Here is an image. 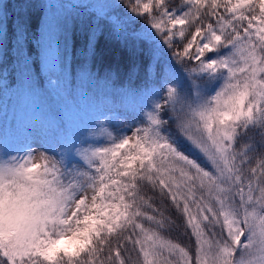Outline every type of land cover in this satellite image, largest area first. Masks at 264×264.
<instances>
[{"label":"snow or ice","instance_id":"1","mask_svg":"<svg viewBox=\"0 0 264 264\" xmlns=\"http://www.w3.org/2000/svg\"><path fill=\"white\" fill-rule=\"evenodd\" d=\"M17 5L0 264H264V0Z\"/></svg>","mask_w":264,"mask_h":264},{"label":"trees","instance_id":"2","mask_svg":"<svg viewBox=\"0 0 264 264\" xmlns=\"http://www.w3.org/2000/svg\"><path fill=\"white\" fill-rule=\"evenodd\" d=\"M65 2H67V0H65ZM19 3V0H11V7H10V12L14 15L16 11H18L19 7L17 4ZM26 7V6H24ZM111 63V57L107 58L105 60V65H101L100 66V71L103 72L104 70V66L108 65ZM0 104H3V106L7 109H14L15 107V103L14 100L12 98H10V96H5L3 97V99H0Z\"/></svg>","mask_w":264,"mask_h":264},{"label":"rangeland","instance_id":"3","mask_svg":"<svg viewBox=\"0 0 264 264\" xmlns=\"http://www.w3.org/2000/svg\"><path fill=\"white\" fill-rule=\"evenodd\" d=\"M12 111H13V109H8L9 115H11Z\"/></svg>","mask_w":264,"mask_h":264}]
</instances>
